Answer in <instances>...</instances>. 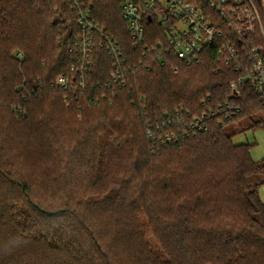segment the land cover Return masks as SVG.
<instances>
[{
    "label": "trees",
    "instance_id": "1",
    "mask_svg": "<svg viewBox=\"0 0 264 264\" xmlns=\"http://www.w3.org/2000/svg\"><path fill=\"white\" fill-rule=\"evenodd\" d=\"M85 1L131 67L115 95L97 43L81 74L68 0H0V264H264V159L225 127L264 129V102L231 86L241 72L218 55L224 41L187 65L146 53L164 38L154 16L134 45L119 1ZM239 1L224 15L202 4L235 42ZM250 3L264 25V0ZM253 26L242 43L264 45ZM203 116L207 131L185 128Z\"/></svg>",
    "mask_w": 264,
    "mask_h": 264
},
{
    "label": "built area",
    "instance_id": "2",
    "mask_svg": "<svg viewBox=\"0 0 264 264\" xmlns=\"http://www.w3.org/2000/svg\"><path fill=\"white\" fill-rule=\"evenodd\" d=\"M121 7V15L126 23L134 45H145L146 30L144 29L143 20L155 17L158 25L164 29V38L153 44L146 46V53L157 54L158 56L173 55L183 60L187 65L198 63L201 60V51L206 44H211L213 40L222 39V45L218 49V55L224 59L225 63H233L234 69L241 72L230 84L236 87L237 84L248 83L264 102V45L253 46L251 43H242L240 34L243 32H252L254 23L257 22L264 39V25H262L258 12L254 5L247 0L242 7L240 14L237 8L231 9L232 15L240 21L243 26L235 27L233 36H225L224 32L219 29L213 21V15L208 12V7H203L206 3L209 9L216 14L224 15L223 7L226 0H116ZM78 19L80 33L76 37L79 49L77 59L81 74L86 72L92 64V50L97 43L99 47L106 49L109 58H111V76L107 85L111 87L113 95L114 89L121 88L127 84V74L131 67L126 66L127 61L123 55L121 46L117 44L114 38L99 28L91 15V6L85 0H68ZM240 1L238 0V3ZM239 44V45H238ZM241 45V46H240ZM143 54L142 57H144ZM74 66H71L73 69ZM176 67L173 71L176 72ZM70 82L67 75H61L57 79V84L66 87ZM82 84V82H81ZM113 95L109 97L112 100ZM229 113H234L236 108L226 106ZM205 116L196 119L186 129L192 131H207L204 124ZM187 130L184 131L185 134ZM176 138L173 134L167 135L163 142H172Z\"/></svg>",
    "mask_w": 264,
    "mask_h": 264
},
{
    "label": "rangeland",
    "instance_id": "3",
    "mask_svg": "<svg viewBox=\"0 0 264 264\" xmlns=\"http://www.w3.org/2000/svg\"><path fill=\"white\" fill-rule=\"evenodd\" d=\"M226 130L228 133H237L233 137V141L235 143H249L251 145L250 147V155L255 159V160H261L264 159V129L262 128H257V129H251L248 130L246 129V122L245 121H240L237 123H230L227 124ZM241 129H245L242 130ZM256 179L253 178L251 179V184ZM259 196L264 201V183H261L257 186ZM149 241L151 244H153V240L151 237L148 235ZM156 245V244H153Z\"/></svg>",
    "mask_w": 264,
    "mask_h": 264
}]
</instances>
